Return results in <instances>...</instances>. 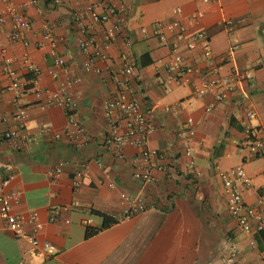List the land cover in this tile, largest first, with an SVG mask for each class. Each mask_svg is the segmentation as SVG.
<instances>
[{
    "label": "crops",
    "instance_id": "obj_1",
    "mask_svg": "<svg viewBox=\"0 0 264 264\" xmlns=\"http://www.w3.org/2000/svg\"><path fill=\"white\" fill-rule=\"evenodd\" d=\"M9 1L29 20L22 32L23 42L10 40V19L0 27V47L13 58L12 69L23 83L32 79L34 74L22 61L27 54L40 71L43 90H56L66 77L80 76L82 80L70 90L77 102L71 115L84 132L68 126L64 107L46 106L43 97L29 91L19 101L25 115L18 116L19 106L8 90L9 78L0 54V115L4 117L0 135L16 130L20 137L32 139L19 150L6 141L0 145V180L13 176L5 189L18 193L12 210L35 211L41 224L38 239L55 248L49 257L41 252L30 256L28 243L16 239L0 219V264H229L232 248L236 264H264V205L259 203L264 196V155L237 150L246 109L253 110L256 118L252 123L264 135V0H215L208 4L201 0H115V5L125 9L119 15L125 25L108 45L104 30L118 16L94 23L87 12V0ZM93 2L101 12L98 0ZM197 10L203 15L194 20ZM76 13L83 14L85 36H92L107 55L106 60L95 63L99 74L83 69L88 55L77 47V41L85 36L74 25ZM158 21L164 25L179 22L186 33L202 30L212 57L205 59L200 48L186 57L185 40L177 39L178 30H165L167 43H161L153 34V24ZM45 22L58 40L63 68L53 63L43 39ZM126 38L130 39L128 46ZM173 43L179 44L178 52L196 71L163 87L159 79L167 78L165 69ZM123 52H129L134 63L128 96L153 112L149 146L157 151L158 167L152 171L154 182L143 189L132 179L137 149L126 145L117 154L103 145L107 131L103 106L115 91L108 68L121 67ZM49 71L57 76L52 77ZM235 72L249 76L226 100H218L214 91L188 100L199 86V75L217 78ZM168 106L176 113L165 110ZM188 117L195 129L190 155L178 136L179 126ZM42 126L50 127L51 133L40 134ZM78 142L84 146L77 148ZM84 164L88 178L74 189L72 179ZM236 167L249 179L242 200L255 215L249 220L251 233H245L229 214L224 182L219 177L220 172ZM57 168L60 171L55 175ZM138 197L146 208L119 221L125 202ZM95 213L114 223L86 238L88 218L92 221L88 227L101 226L102 218Z\"/></svg>",
    "mask_w": 264,
    "mask_h": 264
},
{
    "label": "built area",
    "instance_id": "obj_2",
    "mask_svg": "<svg viewBox=\"0 0 264 264\" xmlns=\"http://www.w3.org/2000/svg\"><path fill=\"white\" fill-rule=\"evenodd\" d=\"M3 6L0 8V27L7 19L11 21V32L9 38L11 41L23 42V30L29 26V20L17 9V7L9 0H2ZM87 12L90 19L94 23H104L112 16H118V20L111 26L104 30V43L108 45L112 43L116 35L122 30L125 25L123 18L119 15L124 14L125 9L121 6L115 5V0H98L101 6V12L96 10V4L93 0H87ZM203 3H211L215 0H201ZM175 9V12H179ZM203 12L197 10L192 18L194 20L201 18ZM75 27L80 33L85 36L86 27L83 24V14L76 13L73 16ZM143 31L144 29H140ZM165 30H178L177 39L185 40V56L190 57L194 54L197 48H200L205 59L212 57V51L209 41L202 30H195L191 33H186L185 28L179 22H172L164 25L160 21L153 24V34L163 44L167 43ZM43 39L49 46V53L53 58V63L56 66L64 67L62 57L57 54L58 40L53 34V30L49 23L43 24ZM24 44V43H23ZM130 44V39H125V45ZM79 50L88 55L87 61L83 64L85 71H93L96 74L100 73V69L95 66L98 60H106L107 55L101 50V47L92 36H85L77 41ZM172 52L169 63L166 66L167 78L159 79V84L163 87H168L172 83H179L183 75L190 71H196L190 65L185 63V56L180 54L179 44L173 43L170 46ZM0 54L2 57L4 71L8 75L9 85L8 90L14 94V102L19 106L18 116L23 117L25 111L20 107L19 101L23 94L29 91L37 97H43V104L46 106H62L66 109L68 115V126L77 127L78 131L83 133V129L73 119L71 112L77 106V102L72 97L71 88L79 83L82 78L80 76L66 77L56 90H43L39 85L40 71L35 67L27 54L23 56V64L25 68L34 74L33 78L27 83H23L15 71L12 69L13 58L8 54L5 47H0ZM122 65L119 69L108 68V72L114 79L115 91L110 100L106 101L103 106V116L107 123V131L103 136V145L106 148H112L117 154H120L121 149L130 145L137 149V162L134 163L132 169V179L138 183L139 188L150 185L154 182L152 171L156 169L157 151L149 146V137L154 130L153 112L150 109H143L135 98L128 95L132 92L129 77L134 70V63L132 55L129 52L120 54ZM52 77L57 76L53 71L48 72ZM247 73L235 72L229 77L208 78L205 74L199 75V86L195 89L194 94L188 100H193L195 95L199 96L207 91H214L218 100H226L231 92L235 90L242 80L248 78ZM28 84V87L26 86ZM165 110L171 114H175V108L172 106L165 107ZM0 115V119H3ZM256 115L251 109H246L243 123V137L237 143V150L239 153H248L252 156L264 155V135L261 129L252 122ZM39 133L48 135L51 133L50 127H39ZM178 136L182 138L186 154L190 155V144L195 136L194 121L188 117L186 121L178 128ZM58 137V135H55ZM8 142L15 149H23L26 145L31 143V137H20L16 130H7L0 135V145L3 142ZM83 142L76 143L77 148H82ZM264 170V166H263ZM60 171L57 168L54 174ZM220 179L224 182V192L227 198V209L229 214L242 227L245 233H251V225L249 220L255 217L252 210L245 208L242 200V191L249 187V179L246 177L244 171L239 168H232L228 171L219 173ZM13 178L12 175L0 180V219L4 227L9 230L16 239H24L28 245V253L30 256H37L40 252L49 257L54 254L55 248L48 242H41L38 239V232L41 229V224L38 220L35 211L14 212L12 210V203L18 200L17 192H6V187ZM88 178V172L85 164L82 165L72 179V187L78 189L83 181ZM259 203L264 205V196L260 198ZM146 208V204L141 198L128 199L121 210V215L118 220L130 218ZM66 209V207H65ZM258 218V217H256ZM52 220L54 217L51 218ZM91 219L85 221L86 226H90ZM258 230L261 225H257ZM235 249H231V256L227 259L229 264H236L234 261Z\"/></svg>",
    "mask_w": 264,
    "mask_h": 264
},
{
    "label": "trees",
    "instance_id": "obj_3",
    "mask_svg": "<svg viewBox=\"0 0 264 264\" xmlns=\"http://www.w3.org/2000/svg\"><path fill=\"white\" fill-rule=\"evenodd\" d=\"M92 213H94V212H92ZM95 214L99 215L102 218L101 226L98 228L86 227V229H85V237L86 238L93 236L98 231L103 230V229L107 228L110 224L114 223V221L110 217H108L102 213H95Z\"/></svg>",
    "mask_w": 264,
    "mask_h": 264
}]
</instances>
